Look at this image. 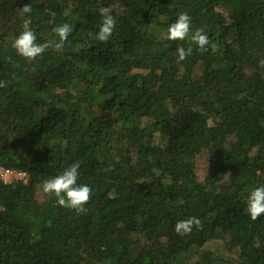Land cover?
Here are the masks:
<instances>
[{
    "label": "trees",
    "instance_id": "trees-1",
    "mask_svg": "<svg viewBox=\"0 0 264 264\" xmlns=\"http://www.w3.org/2000/svg\"><path fill=\"white\" fill-rule=\"evenodd\" d=\"M184 12L210 43L179 61L188 41L163 37ZM26 21L37 43L73 31L27 61L11 47ZM262 59L264 0H0V264H264V215L244 211L264 186ZM77 161L85 214L42 192ZM190 217L202 229L176 234Z\"/></svg>",
    "mask_w": 264,
    "mask_h": 264
},
{
    "label": "clouds",
    "instance_id": "clouds-1",
    "mask_svg": "<svg viewBox=\"0 0 264 264\" xmlns=\"http://www.w3.org/2000/svg\"><path fill=\"white\" fill-rule=\"evenodd\" d=\"M32 12L30 4H25L19 9V14L23 17ZM99 14L102 17L96 40L105 43L113 35L116 27V19L108 8H101ZM30 21H26L25 30L22 31L12 42L11 47L15 53L27 61L35 60L49 48L55 51H62L68 36L72 33L73 28L70 24L64 23L54 29L57 40L48 41L46 43H37V36L33 30L27 25ZM191 18L184 12L178 14L175 22L171 23L164 39L171 42L188 41V46L177 47L176 54L179 61H184L193 54L194 48L201 53L208 51L210 43L208 35L202 28L196 29L190 35ZM259 67L264 69V59L259 61ZM7 87V82H0V88ZM80 162L77 161L55 177L46 179L42 184V192L45 196L54 197L58 206L77 214H85L87 212L86 205L91 200L92 188L87 184H78ZM245 213L252 221L258 220L264 215V186L252 189L246 201ZM202 221L196 217H190L178 221L174 226V231L180 236L190 234L194 228L202 229Z\"/></svg>",
    "mask_w": 264,
    "mask_h": 264
},
{
    "label": "rangeland",
    "instance_id": "rangeland-1",
    "mask_svg": "<svg viewBox=\"0 0 264 264\" xmlns=\"http://www.w3.org/2000/svg\"><path fill=\"white\" fill-rule=\"evenodd\" d=\"M257 151L255 148L251 155H254ZM206 153H202L200 156L196 158L195 166H196V177L199 182H203L206 175L208 174V167H209V159ZM224 186L229 185V179L225 178L223 181ZM207 249L214 251L218 254V256H223L225 258H234L232 251H230V247L226 242H216L207 246ZM194 261V260H193ZM192 264H195L192 262Z\"/></svg>",
    "mask_w": 264,
    "mask_h": 264
}]
</instances>
